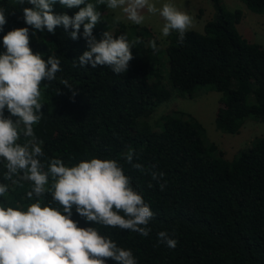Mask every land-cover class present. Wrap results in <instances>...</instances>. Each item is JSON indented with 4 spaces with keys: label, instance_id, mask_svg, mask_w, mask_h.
<instances>
[{
    "label": "trees",
    "instance_id": "obj_1",
    "mask_svg": "<svg viewBox=\"0 0 264 264\" xmlns=\"http://www.w3.org/2000/svg\"><path fill=\"white\" fill-rule=\"evenodd\" d=\"M240 1L247 9L264 13V0ZM24 6L29 5L0 0V7L7 9L0 52L7 31L29 27L32 51L44 59L48 55L60 59L57 79L42 82L41 119L33 126L45 156L60 157L68 166L93 156L117 159L154 213L147 237L91 225L73 208L71 218L78 226L97 227L118 246L130 248L138 264H264V137H255L226 160L213 142L205 140L203 127L188 112L172 110L154 124L147 121L154 107L171 95L191 98L208 90L220 93L215 129L234 134L247 119L264 121V46L237 31L241 11L212 0L214 16L201 31L191 29L183 44L173 33L160 48L150 27L121 22L106 5H98L101 21L93 29L98 40L109 31L141 41L132 49L127 71L115 74L107 66L80 67L85 39H71L62 26L54 34L32 29L24 22ZM54 10L71 16L78 8L57 4ZM64 79L74 89L62 85ZM5 115H9L6 109ZM129 148L139 154L138 163L155 165L165 173L163 190L150 174L125 163L122 156ZM5 163L0 159V183L8 184L9 191L0 197V204L26 209L34 202L27 197L31 182L20 175L7 179ZM42 203H53L50 193ZM172 229L178 240L174 249L157 241L158 231ZM107 264L115 262L109 259Z\"/></svg>",
    "mask_w": 264,
    "mask_h": 264
},
{
    "label": "clouds",
    "instance_id": "obj_2",
    "mask_svg": "<svg viewBox=\"0 0 264 264\" xmlns=\"http://www.w3.org/2000/svg\"><path fill=\"white\" fill-rule=\"evenodd\" d=\"M17 3L29 5L22 11L25 24L32 29L41 32L46 29L54 34L56 28L62 26L71 39L81 36L85 39L87 49L78 57L80 67L107 66L115 74L127 71L133 59L132 49L141 41H130L127 33L114 36L109 31H104L98 40L93 35L95 25L101 21L98 5L119 9L136 25L144 23L146 14H158L163 20L162 36L176 33L180 44L194 23L193 16L177 7L173 0H165L159 7L155 0H95V3L88 0H17ZM57 4L61 8H78V11L71 16L63 11L57 13L54 10ZM6 12V8L0 7V30L7 23ZM2 43L0 159L6 162L7 179L20 175L31 182L27 197L34 202L26 209L20 205L0 204V264H107L109 259L115 264H138L130 248L118 246L97 227H79L71 218L75 208L91 225L149 236L154 213L142 193L133 187L131 177L120 162L93 156L68 166L60 157H46L43 141L35 134L33 126L40 121L43 107L41 85L57 79L56 74L62 71L59 57L48 55L44 59L41 53H34L30 47L29 27L7 31ZM151 48L157 49L155 41L151 42ZM61 83L74 89L66 79ZM5 109L9 115H5ZM122 158L131 168L150 174L160 189H164L166 181H161L165 173L155 165L146 167L138 163L139 154L134 148L123 153ZM8 191L9 185L0 183V197ZM47 193L51 194L53 203H42ZM56 204L60 208L54 206ZM157 241L174 249L178 243L175 229L158 231Z\"/></svg>",
    "mask_w": 264,
    "mask_h": 264
},
{
    "label": "rangeland",
    "instance_id": "obj_3",
    "mask_svg": "<svg viewBox=\"0 0 264 264\" xmlns=\"http://www.w3.org/2000/svg\"><path fill=\"white\" fill-rule=\"evenodd\" d=\"M228 10L239 9L242 13L241 19L236 25L237 31L249 42H254L264 46V13H256L247 9L240 0H220ZM157 7L161 6L165 0H155ZM177 7L186 10L194 18L191 29L201 31L203 23L214 16L212 0H173ZM113 17H120L119 21H128L119 9H109ZM163 24L162 18L157 15L146 14L143 24L152 29L158 39L159 47L163 48L166 44V37L161 34ZM162 61L164 58H161ZM167 85V84H166ZM169 88V85H167ZM199 88L197 90H200ZM174 93V90L171 89ZM219 92L208 90L200 92L191 98L171 95L154 107L147 118L150 124H154L157 118L172 110H182L192 114L204 129L205 140L213 142L223 153V158L231 160L239 150L246 148L251 141L258 136L264 137V121H254L247 119L239 128L237 133H223L214 127V117L220 107L218 98ZM159 125V123H157ZM156 124V126H157Z\"/></svg>",
    "mask_w": 264,
    "mask_h": 264
}]
</instances>
